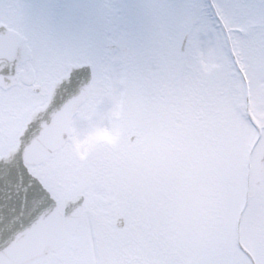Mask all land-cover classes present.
<instances>
[{
	"label": "rangeland",
	"instance_id": "rangeland-1",
	"mask_svg": "<svg viewBox=\"0 0 264 264\" xmlns=\"http://www.w3.org/2000/svg\"><path fill=\"white\" fill-rule=\"evenodd\" d=\"M207 11V10H206ZM232 25L234 27V39L236 41L237 48L240 50L241 57L243 56L244 64L248 70V74L252 80V94L254 97L255 107L260 114L264 115V73H259L254 70L256 67V61L263 57L264 62V35L263 34H252V41L249 37H244L243 28L240 19V13L234 11L232 13ZM202 21V31L200 32L198 39L191 45L190 55H187L188 65L185 69L187 85L184 91L188 97L193 100L192 117L198 113L205 112V122L207 123V130L204 133V129H200V133L197 137L186 135V129L191 126L188 121H184L183 118L166 117L162 119V123L171 129L170 134L173 140L168 145L173 148L169 149L165 158L158 160V164L151 166L157 168L156 170L161 172L164 170L167 174L168 180L170 181V189H179L181 181L194 182V186L204 189H208L212 186V181L209 179L204 172H206L208 166V160L211 155L209 150L210 138L227 140L230 144L235 145L236 155L234 169L230 173H227L230 178L234 179L239 175L238 188L241 189V169H242V156L240 149L242 146L243 139L249 137L252 132L251 125L244 120L243 113L241 112V90L239 88L237 77L231 66L230 57L225 47L224 40L221 36L220 30L215 25L212 18L208 13L204 14ZM200 24H198L197 29ZM44 50L40 46L34 51V57L31 60V67L38 69L43 75L44 90L42 93H32L31 87L24 86V95L20 99H15L13 102L3 99L0 101V152H4L9 144H11L16 136V130L21 125L25 114L30 110L31 106L39 103L47 95V89L51 84V80L57 77L59 74L60 67L65 69V66H55L45 61L47 54H52L51 51ZM142 50L135 51L133 55V61L130 68H127L122 62L117 61L114 66H108L102 64L97 66V72L94 79V89L91 92L88 100L83 104L79 110L78 115L74 118L73 128L74 132L72 140L68 147L71 151L76 153L81 161H74L72 165L74 168L70 172L62 173L66 181V191H71L77 187L85 188L89 197L98 195L99 200L94 199L89 201L87 209L85 211V222L82 225L81 232L74 237H69L67 244L64 247L65 257L63 264H82V261L89 262L90 264H98L96 254L94 250L106 251L107 249L113 250L114 255L110 256V263L113 264L112 260L120 254V249L117 248L119 243V232L105 227V222H110L113 218L112 206L109 198L115 196L117 189L116 184L111 185L112 180L115 178V168L111 173L105 174L99 172L101 169L99 159L102 156L110 155L113 159L117 154L112 153L114 151L115 143L120 139V135L124 130L127 129V134L131 132L130 123L133 120L142 118L137 112L142 111L151 105L149 100L152 97V93H148V87L155 86L156 84L152 81L154 75L157 74V80L161 83V80L166 76L165 67L158 69L157 65L151 62V54L156 52L155 50ZM162 56L167 58L169 67L172 72L177 69V56L178 51L175 54L173 50L162 49ZM47 52V53H46ZM142 54V56H138ZM137 55V56H136ZM152 63V64H151ZM138 70H134V67ZM111 68V72L108 71ZM26 66L23 64L20 66V77L25 79ZM149 77H151L149 80ZM207 78L208 80H214L215 90L210 93V97H201L199 99L198 90L193 89L194 83L198 79ZM188 79V80H187ZM125 81L128 85H125ZM185 81V82H186ZM172 89H176L175 84H172ZM101 98V99H100ZM177 98V97H176ZM100 99V100H99ZM159 107H174L177 104L175 99L170 95L165 98L164 101L158 99L155 102ZM254 107V108H255ZM96 108V109H94ZM13 116L16 117L15 121H11ZM147 114L144 115L142 124L146 122ZM159 117V115H158ZM3 118L5 120H3ZM4 121H7L4 123ZM240 124V128L236 131L235 141L232 138V128L235 130ZM149 126V125H148ZM154 126V125H150ZM146 128V125H143ZM137 140L136 142H138ZM191 144V145H190ZM107 145V146H106ZM187 146H192L195 156L188 159L181 156V150ZM264 148V139L257 146L254 165L256 172L258 171V162L262 149ZM111 150V152H107ZM70 151V150H69ZM239 153L237 154V152ZM154 154V152H152ZM69 154V152H68ZM189 155L192 152L189 151ZM150 156V155H149ZM215 160L220 159L216 153H214ZM96 159V165H92ZM56 158L64 160L66 155L60 151L56 153ZM149 158L157 159L156 156H150ZM192 158V159H191ZM85 159L86 163L91 168L98 171L97 178L100 186L98 191L95 190L94 183L87 181L85 173L88 168H85L86 164L83 162ZM111 164V163H107ZM114 165V164H113ZM196 174L193 175L194 180H191L190 170H193ZM121 178V194L122 198L119 201L128 212V216L131 217L132 207H129L130 188L127 184L124 187L123 178L128 181H133L136 186V192L133 190V196L140 198L141 201H147L150 205L149 211L152 221L154 220V229H158V233L153 229L147 232V235L143 232L139 233L145 241L142 243L148 247L149 257L152 264H195L193 263L194 251L190 239L185 238L181 241L177 240L176 228L166 221L167 211L159 210L160 204L159 191L161 190V184H155L156 176L150 180V177L141 179L136 178V182L130 171L124 170L123 167L118 172ZM149 176V174L147 175ZM225 177L224 183H221L226 187L229 186L230 179ZM82 182V183H80ZM80 183V184H79ZM90 184V188H87ZM65 186V184H63ZM183 188V187H182ZM181 188V189H182ZM109 189H111L110 195ZM92 191V192H90ZM95 193V194H94ZM171 193V192H170ZM63 194V191L58 193ZM123 195H127L125 199ZM120 198V197H119ZM118 198V200H120ZM163 203H166L165 200ZM235 203V199H233ZM167 205V204H166ZM123 208V209H124ZM213 209L214 206H213ZM161 219V220H160ZM174 227V229H172ZM111 230V231H110ZM130 227L123 231L124 234L128 235ZM215 233H217V227L215 225ZM222 234L225 236L233 232L225 229ZM151 237V238H149ZM220 237V236H219ZM244 238L248 246L254 251L257 258L264 264V184L262 188L256 193L252 206L248 211L244 224ZM181 241V242H180ZM100 245V247H99ZM109 245L111 248H108ZM83 249V250H82ZM107 250V251H108ZM84 252V253H83ZM193 254V255H192ZM58 253H54L50 262L55 263L58 257ZM60 258L57 260L59 263ZM225 264V263H223ZM240 264H246L245 261H241Z\"/></svg>",
	"mask_w": 264,
	"mask_h": 264
},
{
	"label": "water",
	"instance_id": "water-1",
	"mask_svg": "<svg viewBox=\"0 0 264 264\" xmlns=\"http://www.w3.org/2000/svg\"><path fill=\"white\" fill-rule=\"evenodd\" d=\"M218 19L222 25V28L225 32L226 35V39L228 42V46L230 49V53L232 55L234 64L237 68V70L239 71V74L243 80V85H244V92H245V109H246V113L249 116L250 120L253 122V124L257 127L258 130V135L255 139V141L253 142V144L250 147L249 150V154H248V160H247V164H248V172H247V190H246V196H245V201L243 203V206L239 212V216H238V220H237V241L239 246L249 255L252 264H255V260L253 258V256L251 255V253L242 245L241 242V233H240V225H241V219H242V214L248 204V200H249V177H250V170H251V156H252V152L254 149V145L257 142V140L259 139V137L261 136V131L262 128L260 127V125L258 124V122L256 121V119L253 117L251 109H250V89H249V83H248V79L247 76L244 72V70L242 69V67L240 66L238 60H237V56L233 50L232 47V43L230 40V36L228 33V30L224 24V22L222 21V19L218 16ZM22 40V38H20V41ZM124 52L126 53L127 50L124 49ZM69 69L70 72L68 74V76L66 78H64V80L59 81L56 85V90L54 91V96L53 99L55 100L56 98L59 99V101H63L62 103L64 104V99H67V109L65 108V117H62V110L58 109V113H57V120L60 121V125H63V129L65 131V135L63 137L60 138L59 143L56 145H53L51 147H49L48 151L46 153H43L41 156H38L35 159H25V158H21L18 163L19 165H23L24 167L22 168L23 171L28 172L27 167L25 166L26 162H38L40 160H45L46 158H48L50 156V154L52 153L51 151L54 148H59L63 142L64 139L68 138V135L70 133V122H67V118L69 117V110L73 113L76 109V107L84 100V98H86V96L88 95V91L91 88V69H90V65H79V64H75V65H69ZM81 89V91L78 94H74V90L75 88ZM66 92L68 95H74L73 97V101H70L69 98L66 97ZM76 95H79L78 97H75ZM52 104V103H51ZM51 104L49 105V107H51ZM48 111V107L43 108L42 110H40L39 113H37L35 115V117L33 118V120L31 121L30 125L28 126V128L26 129V136H28V134L34 130L35 125H37L39 122H42V120L44 119V117L46 116ZM57 131L54 132L55 135H57ZM21 147V146H19ZM17 153L16 150H14L12 152L11 155H15ZM10 155V154H9ZM19 155V154H18ZM261 175H264V154L262 156V160H261ZM46 193V197H50V194L48 191L45 192ZM54 203V202H53ZM67 207V217L69 218V223L71 225V231L75 232L76 231V225L78 224V222L80 221V214H81V209H82V195H79L73 199H71L70 201L67 202L66 204ZM57 208V206L55 207V209ZM58 209H56V212ZM59 214V213H58ZM59 223L62 227L60 233L57 236L56 242H58L57 246H60L64 243L63 238H64V227H63V223L62 220L60 219L59 216ZM55 246H51L48 245L46 248V253H45V259L48 255L49 250L53 249ZM33 255V254H31ZM44 259V260H45ZM43 259H37L36 257H31V259H29V264H36L38 262H41ZM43 260V261H44ZM4 264H11V262L9 261V259H7V262H4Z\"/></svg>",
	"mask_w": 264,
	"mask_h": 264
},
{
	"label": "trees",
	"instance_id": "trees-1",
	"mask_svg": "<svg viewBox=\"0 0 264 264\" xmlns=\"http://www.w3.org/2000/svg\"><path fill=\"white\" fill-rule=\"evenodd\" d=\"M237 130H238V128H236L233 132V135H232L233 141H235L234 139L236 137V131ZM216 147H217L216 153L218 156H219V154L222 155L224 157V160L227 163L233 161V157L235 154L234 142H233V144H230L229 142L223 143V142L217 141Z\"/></svg>",
	"mask_w": 264,
	"mask_h": 264
},
{
	"label": "flooded vegetation",
	"instance_id": "flooded-vegetation-1",
	"mask_svg": "<svg viewBox=\"0 0 264 264\" xmlns=\"http://www.w3.org/2000/svg\"><path fill=\"white\" fill-rule=\"evenodd\" d=\"M39 2V4L43 7H45V4L47 5H51L53 2L58 4V2H60V0H37ZM61 1H65V0H61ZM98 2V1H97ZM98 6H99V2H98ZM99 8V7H98ZM41 13H44L43 11H40ZM92 12H94V9H92ZM87 16L90 14L89 12L86 11ZM22 21V20H21ZM36 78H38V76H36Z\"/></svg>",
	"mask_w": 264,
	"mask_h": 264
},
{
	"label": "bare ground",
	"instance_id": "bare-ground-1",
	"mask_svg": "<svg viewBox=\"0 0 264 264\" xmlns=\"http://www.w3.org/2000/svg\"><path fill=\"white\" fill-rule=\"evenodd\" d=\"M229 29L231 30V33L234 35V29H233V26H229ZM253 178H254V172H253ZM253 183V182H252Z\"/></svg>",
	"mask_w": 264,
	"mask_h": 264
}]
</instances>
